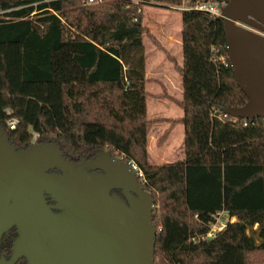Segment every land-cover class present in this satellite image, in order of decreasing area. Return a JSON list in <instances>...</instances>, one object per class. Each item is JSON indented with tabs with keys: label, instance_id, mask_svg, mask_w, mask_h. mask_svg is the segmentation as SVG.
Instances as JSON below:
<instances>
[{
	"label": "trees",
	"instance_id": "trees-1",
	"mask_svg": "<svg viewBox=\"0 0 264 264\" xmlns=\"http://www.w3.org/2000/svg\"><path fill=\"white\" fill-rule=\"evenodd\" d=\"M199 1L0 0V126L16 149L54 142L72 162L97 151L134 162L152 198L154 264H264V118L223 111L247 98L227 59L223 21L204 11L180 12L182 65L166 52L182 75L174 101L183 111V160L148 162L143 35L162 47L141 7ZM90 126L101 129L95 142L85 139ZM218 212L235 221L192 241ZM254 225L258 244L246 234ZM15 237L14 227L3 234L0 255L9 256Z\"/></svg>",
	"mask_w": 264,
	"mask_h": 264
},
{
	"label": "water",
	"instance_id": "water-1",
	"mask_svg": "<svg viewBox=\"0 0 264 264\" xmlns=\"http://www.w3.org/2000/svg\"><path fill=\"white\" fill-rule=\"evenodd\" d=\"M217 18L247 98L223 111L264 118V37L237 24L264 30V0H229ZM152 207L150 193L116 155L97 151L72 162L54 142L16 149L0 126V241L11 227L16 230L0 264L21 257L27 264H154Z\"/></svg>",
	"mask_w": 264,
	"mask_h": 264
},
{
	"label": "crops",
	"instance_id": "crops-1",
	"mask_svg": "<svg viewBox=\"0 0 264 264\" xmlns=\"http://www.w3.org/2000/svg\"><path fill=\"white\" fill-rule=\"evenodd\" d=\"M144 7L142 6V13ZM143 22V14H142ZM144 25V22H143ZM149 33L159 42L162 49L155 46L154 50H151L150 58H156L158 56H163L166 59L167 66H171V73L162 71V69L156 68L152 61H148V53L146 50L145 40L147 36L143 35V44H144V64H145V90L146 95V118L149 120L147 126V157L148 162L151 160L156 164L160 163H169L174 161H182L184 157V148H183V124L180 121H177L182 117L183 111L176 104L174 100L180 101L182 98V75L180 71L174 68L172 62H170L166 56V52L173 57L178 66L182 65V55L175 56L172 52L174 47L181 46L180 31L174 32L172 29L169 31V35L166 39L162 38V33L157 30V28L150 29L144 25ZM152 49V48H151ZM165 51V52H164ZM149 85L153 89H156L154 92L148 90ZM181 93V96L173 97L171 94L174 92ZM163 92V95L157 96V93ZM151 94H155V97L152 98ZM166 94L167 96H164ZM156 97H160L157 99ZM150 99V100H149ZM153 100V101H152ZM152 101V102H151ZM93 128L96 126H90L88 128ZM98 129V135H101V129ZM234 218V217H232ZM235 219V218H234Z\"/></svg>",
	"mask_w": 264,
	"mask_h": 264
},
{
	"label": "rangeland",
	"instance_id": "rangeland-1",
	"mask_svg": "<svg viewBox=\"0 0 264 264\" xmlns=\"http://www.w3.org/2000/svg\"><path fill=\"white\" fill-rule=\"evenodd\" d=\"M142 6L144 7L143 9V22L144 25H146L147 27H149L150 29L153 28H157L158 31H160L162 33V38L166 39L168 37V33L170 32L169 30L172 29L175 33L180 31V38H181V17H180V12L181 10L178 9V7L175 6H162V5H155L154 3L150 2L147 4H142ZM141 12H142V7H141ZM142 22V23H143ZM148 37V36H147ZM145 44H146V50L148 53V61L150 63V61H152L153 65L156 68L162 69V71H166L171 73L170 70H172L171 66H167L166 63V59H164L163 56H158L155 59L154 58H150L151 56V50H154L155 46L152 44V42L150 41L149 38H147V40H145ZM152 48V49H151ZM172 52L175 56H181V46L180 47H174L172 49ZM157 89V88H156ZM156 89H153L151 85H149L148 90L151 92H154ZM154 90V91H153ZM174 94H171L173 97L176 98V96H181L180 91L179 92H175L173 91ZM161 96L163 95V92L161 93H157V96ZM152 98L155 97V94H151ZM157 99H160V97H156ZM150 100V99H149ZM153 101V100H152ZM151 101V102H152ZM41 114V110L39 108H35L31 118H30V126L29 129L31 130V132H33V136H36V131L34 130V128L32 127V124H34V121L40 116ZM98 129L96 127H91V128H86L85 129V139L88 142H95L98 139ZM176 162V161H174ZM172 163V162H169ZM150 164H154L151 160ZM160 164H164V163H160ZM157 165V164H156ZM222 213V212H221ZM220 224H225L228 221H235L234 218L229 219V217L227 216V214L222 213L220 214ZM159 229V228H158ZM246 234L251 236L255 243L258 244L260 243V238L258 236V230H257V225L252 226L251 228H248L246 230Z\"/></svg>",
	"mask_w": 264,
	"mask_h": 264
},
{
	"label": "built area",
	"instance_id": "built-area-1",
	"mask_svg": "<svg viewBox=\"0 0 264 264\" xmlns=\"http://www.w3.org/2000/svg\"><path fill=\"white\" fill-rule=\"evenodd\" d=\"M88 2H93V1H100V0H87ZM229 0H220L218 2H213V1H209V0H203V1H199L196 2L193 6L191 7H178V9L180 10H186V9H193V10H199V11H204L206 12L210 17H218L221 14V9L227 4ZM237 24L239 26H242L244 28H247L248 30L264 37V30H260L257 28H254L252 26L246 25L244 23L241 22H237ZM224 116H226V114H224ZM247 121H251V120H247ZM246 121L243 123V125H246ZM16 124V120L11 118L7 121V125L9 126V128L13 129L15 127ZM35 138V136H34ZM119 159L122 160V157H118ZM127 165L129 167V169L135 174V177L137 178V180H143L144 179V175L142 173V171L140 170V168L132 161L127 162ZM224 213V212H222ZM221 212H218L215 215V219L213 222L210 223L209 225V229L206 233L199 235V236H195L193 237L191 240L192 241H196L198 239L201 238H209V237H213L218 231H220L225 224H220L221 220H220V214H222ZM226 214V213H225ZM228 216V215H227ZM229 217V216H228ZM229 219L232 220V217H229ZM233 222V221H230Z\"/></svg>",
	"mask_w": 264,
	"mask_h": 264
},
{
	"label": "flooded vegetation",
	"instance_id": "flooded-vegetation-1",
	"mask_svg": "<svg viewBox=\"0 0 264 264\" xmlns=\"http://www.w3.org/2000/svg\"><path fill=\"white\" fill-rule=\"evenodd\" d=\"M114 191H115L117 194H119V190H118V189H115Z\"/></svg>",
	"mask_w": 264,
	"mask_h": 264
}]
</instances>
